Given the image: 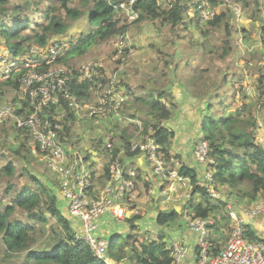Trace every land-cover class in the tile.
Wrapping results in <instances>:
<instances>
[{
	"label": "trees",
	"instance_id": "16d2710c",
	"mask_svg": "<svg viewBox=\"0 0 264 264\" xmlns=\"http://www.w3.org/2000/svg\"><path fill=\"white\" fill-rule=\"evenodd\" d=\"M13 1L0 0V41H3L16 57L33 46L45 47L51 37L62 36L67 32L70 26L68 21H77L84 15L87 16L90 28L86 33L81 34L77 43L57 59L58 63L70 66L72 60L85 55L93 46L126 34L129 28L128 23H122L121 18H118L122 11L117 6L120 0H83L82 6L74 5V0H55L48 3L40 23H32L29 19L30 16L23 13L26 10L25 7L27 8L32 3L31 0H22L20 3ZM238 1L248 2L249 0ZM193 2L194 0H175L174 6L167 9L158 4L156 0H136L133 8L141 13L140 18L160 19L163 24H171L172 30H174L178 25L187 26L189 22L193 21L190 18V21L187 22L185 16L194 5ZM219 3L218 0H211V4L215 6ZM228 14V11H222L206 23L195 20L200 26L205 24L212 28L220 27L224 23L227 34L231 36ZM33 24L34 27H32ZM31 27L32 29L28 31ZM202 30L206 35L207 31ZM244 31L246 30L244 29ZM261 34L263 41L264 24L261 27ZM229 48L230 43L226 42L223 58L230 54ZM173 67L178 69L180 64L177 62ZM44 69L46 67L42 68V70ZM26 72L27 68L22 67L14 71L8 79L0 82V88L8 86V88L19 90V77ZM228 78L229 76L225 75L224 77L220 76V79H214V83L216 80L215 84L217 85L216 91L221 87L220 84L228 85ZM101 79L104 82L106 77H101ZM263 79L264 75H261L259 81L263 90L262 108L260 107L262 111L257 109L247 112L246 106L245 110L242 108L236 113L228 111L227 106L230 105H226L228 96L233 94L234 97L236 90L239 91L238 87L234 89L231 87L228 96L221 95L219 90L218 99L212 103H206L207 99L206 97L201 98V93L193 94L195 98L205 102V108L202 109L199 105L198 111H196L194 125L198 127V135L195 137L194 143L197 139L207 140L210 147L209 154L214 158V163L210 165L200 164L205 167H203L202 173L191 166V160L185 158L190 154H182L172 148L177 134L168 123L173 120L179 109L174 95L167 89H162L160 92H150L147 97H140L135 95L134 89L122 80L116 81L117 89L124 91L131 99L134 97L132 103L140 106V109H136L135 112L130 110V106L124 112L129 114L130 121L139 119L143 122L141 121V125L138 123H124L123 125L117 123L113 134L109 136L112 143L111 148H107L102 138L96 141V149L101 148L105 158L101 175L97 177L95 172H91L93 182L98 181L97 183L102 184L108 181L110 164L116 158L124 166L126 157L143 155L139 150H132V140L138 136L149 135L158 144V155L163 158L167 168L175 169L181 176L190 179L191 198L189 202L186 201L181 213H178L173 205L158 211L155 217V222L158 224L156 230L159 233L157 238L139 234L140 223L144 220L143 213L139 212L129 216L125 222L127 235L122 240H119L117 236L108 240L107 254L111 259L120 261L127 258L130 262L137 264H174L171 247L173 239L170 229L187 214H194L201 218H213L215 223L211 227L210 254L217 255L224 249L231 230L228 204L231 203L234 207L245 209L264 199V140L261 141L258 138L261 133L264 134ZM71 83L72 91L77 94L79 99L84 101L91 97L90 93H92L93 87L89 80L80 82L78 74L74 72ZM120 83L122 85H119ZM0 95H3V92ZM164 101H167L169 105H166ZM21 103L25 109L16 112L19 115H24L30 111L28 101L21 100ZM126 104L127 102L122 105L121 113L123 108H126ZM217 106H220V109L222 107L221 112H219L220 109L214 110ZM141 112L143 115L139 116ZM77 113H79L77 110L64 103L63 107L48 108L45 115L53 122L61 123L63 126V130L60 131L61 136L71 139L76 132L73 125L77 121ZM258 123L261 124V127ZM107 132L108 136L111 131ZM194 147L195 144H193V149ZM13 152L23 157L19 149H15ZM84 152L87 162L90 160L91 154L87 150ZM192 155L196 162L193 151ZM175 156L177 161L172 160ZM23 158L26 160L25 156ZM206 170L213 171L215 191L219 197H214L202 184ZM24 172H28L34 182L33 185L27 184L17 188V192L12 197L10 196L9 201L6 197L0 198V237L6 256H22L21 264H106L94 257L88 243L78 238L77 225L64 211L65 207L63 208L62 198L56 186L28 169H25ZM16 174L17 165L11 160L0 168V175L4 177L13 178ZM153 175L157 176L154 173ZM135 178L137 180L135 188L138 189V180H141V176L137 171ZM164 180L165 184L161 189L170 183L169 180ZM151 185V182L145 183L146 192ZM12 188L13 185L11 191ZM146 192L144 194L148 195ZM144 194L138 193L136 199L129 197L126 203L132 209L138 208L144 204L143 196H146ZM16 214L23 215V218L21 216L18 218ZM49 223L50 227L47 226ZM46 226L49 228L48 235L51 240L48 246L44 245L42 248L39 242L43 234L42 229L47 228ZM245 226L246 237L249 240L264 242V234L260 233L254 224L246 222Z\"/></svg>",
	"mask_w": 264,
	"mask_h": 264
},
{
	"label": "rangeland",
	"instance_id": "374dc122",
	"mask_svg": "<svg viewBox=\"0 0 264 264\" xmlns=\"http://www.w3.org/2000/svg\"><path fill=\"white\" fill-rule=\"evenodd\" d=\"M20 1L22 0H14L13 2L20 3ZM31 1L32 3L27 8L25 7L26 10L23 13L30 16L29 19L32 23H40L48 3L55 0ZM218 2H220L218 13L222 11L229 12L228 16L230 18L228 21L231 26L229 29L231 36L227 34L224 23L216 28L205 24H201L203 26L197 24L196 17L193 16L194 7L185 14L187 22L190 21V18L193 21L189 22L187 26L184 24L178 25L174 30H172L171 24H163L160 19H142L139 17L129 21L127 20L128 14L123 15L121 13L122 16L118 18H121L122 23H128L129 25L126 34L127 40L121 55H117V50H115L116 37L93 46L85 55L72 60L70 66L55 62L49 64L48 68L73 67L72 69H74L76 66L82 67L91 62H99L103 64L102 75L104 78L116 76L118 81L122 80L126 85L132 87L135 95L140 97H147L150 92H160L162 89L168 90L171 84H174L177 88H183L182 91H185L184 98H186L187 91L189 96H194L193 94L197 92V94H202L201 98L206 97V103H212L218 99L219 90L221 95L228 96L227 94H230L232 88L238 87L239 91L236 90L234 97L233 94L228 96L229 99L226 105H230L227 106V110L236 113L239 109L243 108L245 110V106L247 112L249 110H259L262 108L263 94L259 79L261 75H264V40L262 41L261 37V27L264 24V0H249L248 2L218 0ZM74 5L82 6L83 0H74ZM237 8L238 10L235 11L234 9ZM68 22H70V26L64 35L50 38L51 42L62 41L63 44L67 45L64 47L63 52L66 49L69 50L70 45L77 43L81 34L86 33L90 28L86 15L77 21ZM34 26L33 24L32 27ZM202 29L207 31L206 35L203 34ZM226 42L230 43V54L223 58L222 54ZM28 51L20 55L19 59L28 57L30 55ZM17 62L18 58L14 56L3 41H0V82L7 79L4 73L7 66L15 63L18 65ZM177 62L180 64V68L174 69L173 66ZM175 70L177 71L175 72ZM225 75L229 76L228 85L222 86V83L219 90L216 91L217 85L215 84L216 80L214 83V79H220V76L224 77ZM98 90H92V94L94 93L97 98L101 93ZM2 92L3 95H0V168L11 160L17 165V174L13 178L0 175V198L6 197L9 201L10 196L12 197L17 192V188L19 189V187H24L27 184L33 185L34 182L28 172H24L25 169L40 176L43 180L46 179L55 185L57 190H60V178L50 170L40 152L34 153L31 146V136L16 126L19 118L26 117L16 112L25 109L23 103H21L20 91L4 86L0 88V94ZM168 92L172 93V90L169 89ZM133 98L131 100L134 102ZM90 100H92V97L88 99V101ZM164 103L168 102L164 101ZM7 105L12 106L11 111L6 110ZM139 107L138 104L132 103L130 110L135 112ZM219 107L217 106L214 110L220 109ZM221 111L222 107L219 112ZM141 115H143V112L139 113V116ZM90 120L83 113L82 117H79L74 123L73 129L76 131L74 136L71 139L63 138L67 148L72 145L78 148L84 147L83 144L87 141L83 137L91 136L96 130L95 126H97L95 119L92 122ZM15 149H19L26 160L16 155L13 152ZM82 150L84 155V148ZM11 184L13 185L12 191ZM183 191L185 190L182 188L180 193L182 194ZM189 191L186 190L185 194ZM171 196L172 194L170 198ZM190 198L191 196L185 199L189 202ZM173 200H175L174 196L167 202L171 203ZM167 206L169 205L167 204ZM16 216L23 218V215L16 214ZM121 222L125 223L126 221ZM151 224L153 226H147V228L141 226L139 234L157 238L159 236L156 230L158 224L156 222ZM47 226L50 227V223ZM48 227L42 229L43 234L39 242L42 248L44 245L48 246L51 240L50 235H48ZM126 235V231H124L117 238L122 240ZM22 260V256H6L0 237V264H21Z\"/></svg>",
	"mask_w": 264,
	"mask_h": 264
},
{
	"label": "built area",
	"instance_id": "2783aa9c",
	"mask_svg": "<svg viewBox=\"0 0 264 264\" xmlns=\"http://www.w3.org/2000/svg\"><path fill=\"white\" fill-rule=\"evenodd\" d=\"M164 8L170 9L175 0H156ZM136 0L121 1V7L128 20L139 18V11L134 10ZM237 7V5H235ZM235 11L238 10L234 9ZM218 5L211 4V0H195L193 11L194 18L200 23H206L217 16ZM127 40L126 34L118 36L116 40L117 55L123 53V47ZM66 44L61 42H49L45 49L33 46L30 55L21 59V64H10L7 66L5 77L11 76L13 70L27 68V72L19 77V91L21 100L28 101L29 112L26 117L19 118L17 127L26 131L32 138L31 146L34 153H41L50 170L60 178V196L67 204L71 218L79 225L78 238L84 240L91 246L94 257L106 264H137L128 259L115 261L111 259L108 252V240L99 235L100 219L106 215H112L118 221H126L132 214H136L137 208H131L126 203L130 197L136 199L138 196L136 183V171L126 170L119 159L110 164V178L106 183L93 182L91 170L85 158L86 155L79 151H70L63 141L60 131L63 126L59 122H53L45 115L48 108L52 106L63 107L66 103L78 112L84 111L85 116L97 121L107 118L113 114H119L122 105L128 96L117 89V77L103 80V64L91 62L78 67L81 81H90L96 89H100L98 101L92 103L85 110L73 94L71 88L72 68H46L62 53ZM168 105V103H166ZM7 111L12 110L7 105ZM44 114V115H43ZM99 124V123H96ZM141 125V123H138ZM261 127V124L259 125ZM108 135L107 148L112 143ZM259 139L264 140V134ZM132 150H139L146 155L152 165V171L163 180L170 181L167 190L175 191L177 185L186 187L189 178L183 177L175 169L170 170L165 165L163 158L158 155V144L149 135L138 136L132 140ZM209 143L205 139H197L193 149L194 158L197 163L210 165L214 158L209 154ZM202 184L214 196L219 197L215 191L214 176L212 170H206ZM95 185V186H94ZM188 195V194H187ZM189 197V195L187 196ZM170 199V195H167ZM231 216L230 237L224 249L217 255L210 254L211 227L215 221L213 218L196 217L194 214L185 215L187 228L196 234L197 250L180 239L171 242L174 264H182L190 253L198 264H264V242L251 241L246 237V222L252 218H264V199L254 205H250L241 212L239 207L228 204Z\"/></svg>",
	"mask_w": 264,
	"mask_h": 264
},
{
	"label": "crops",
	"instance_id": "0c3cea01",
	"mask_svg": "<svg viewBox=\"0 0 264 264\" xmlns=\"http://www.w3.org/2000/svg\"><path fill=\"white\" fill-rule=\"evenodd\" d=\"M172 90V94L174 95L175 101L179 105V109L177 111V114L174 116L173 120L169 121V126H171L173 129L176 131V138L172 143V148L173 150L176 149L182 154H190V156H186L188 160H191V166L195 167L197 170H199L200 173H202L203 169L205 168L204 166H201L200 164L194 162L193 160V144L194 140L196 139L195 137L198 135L197 130L198 127H196L195 121H196V111H198V108L201 107L202 109L205 108V102H202L199 98H195V96H192L188 94V91L186 92V98L183 97L184 92L182 91L183 88L179 87L177 88L176 85L171 84V87L168 88V90ZM92 100L88 101V99H85V107L86 103L90 105L93 101H97L98 98L96 95L93 93H90ZM97 98V99H96ZM88 101V102H86ZM201 101V102H200ZM205 101V100H204ZM132 100L129 97L127 100L126 108H123L122 113L120 112L119 114H113L110 115L109 117L105 119H101L99 121L95 120L96 123H102V124H97L95 126V131L91 136H84L83 138L85 139V144H83L84 147L78 148L77 146L74 147V145L68 147L70 151L74 150H79L83 153V148L84 150H87L90 152L91 157L88 162V167L91 170V172H95L96 176L99 177L101 175V172H103L104 168V153L101 150V148L98 150L96 149V141L100 138L104 139V141H107V131H114L115 126L117 123H121L122 125L124 123H142L141 120L139 119H134V121H130L129 114L125 113L124 111L131 106ZM200 105V106H199ZM199 106V107H198ZM140 109V107L138 108ZM83 112L77 113V120L79 117L81 118ZM91 122L94 121V119L90 120ZM107 136V137H106ZM88 144V145H87ZM86 155V153L84 152ZM176 156L172 159L174 160ZM177 159V158H176ZM174 161H177V160ZM124 166L125 169L127 170H135L140 173L141 180H138V189L137 193H145L146 192V182H151L152 185L150 189L148 190V195L143 196V205L139 206L137 208V212H141L144 214V220L142 222L141 226H144L147 228V226H151V223L155 222V217L158 214V211L160 209H167L170 208L172 205L175 207L178 213H181V211L184 208V204L186 203L185 199L188 195L189 197L191 196V183H189L188 186L186 187H180L177 185L176 192L172 191L169 192L167 190V187L164 189L162 188V185L165 184V181H163L161 178L153 175L152 172V165L148 161L147 157L145 155H135L133 157H126L124 160ZM204 167V168H203ZM190 190L187 194H185V191L181 194L180 191L181 189ZM174 196L173 201L171 203L167 202L169 199L167 198V195ZM172 196L170 199H172ZM263 200V199H262ZM167 202V203H166ZM166 204V205H165ZM167 204L169 206H167ZM62 205L64 208V211L71 217L69 209L67 207V204L63 202L62 200ZM249 207V206H248ZM247 207V208H248ZM245 208V209H247ZM245 209H240L241 212H243ZM136 212V213H137ZM134 215V214H132ZM179 223H175L173 225V228L170 229V232L172 234V239H180L184 243L189 244L193 249L197 245V239L195 234L187 228L185 225V217L183 216L181 218ZM75 222V221H74ZM247 223H252L255 225V227L259 230L260 233L264 234V218H252L248 219ZM77 225L78 230L79 225L75 222ZM100 229H99V235L105 237L107 240L116 237L120 235V233L126 231V224L116 220L112 215L106 214L104 215L100 221ZM153 226V225H152ZM127 259V258H124ZM182 264H198L197 261L194 259L193 254L190 253L188 257L183 261Z\"/></svg>",
	"mask_w": 264,
	"mask_h": 264
},
{
	"label": "clouds",
	"instance_id": "9594fccd",
	"mask_svg": "<svg viewBox=\"0 0 264 264\" xmlns=\"http://www.w3.org/2000/svg\"><path fill=\"white\" fill-rule=\"evenodd\" d=\"M110 1H111V0H110ZM121 1H126V0H120V2H121ZM127 1H129V0H127ZM120 2H119V3H120ZM119 3L117 4L118 7H119ZM193 3H194V5L192 6V8L195 6V0H194ZM120 8H121V7H120ZM192 8H191V9H192ZM191 9H190V10H191ZM121 10H122L121 13L124 15V14H125L124 10H123L122 8H121ZM122 14H121V15L119 14V16H122ZM119 16H118V17H119ZM139 17H141V13H140V12H139ZM127 20H128V18H127ZM126 34H127V33H126ZM117 39H118V37H117ZM50 40H51V39H49L48 44H49V42H51ZM58 42H61V43H62V41H58ZM48 44H47L45 47H39V48H41V49H45V48L48 46ZM66 46H67V45H66ZM70 46H72V45H70ZM115 50H116V49H115ZM67 51H68V50L66 49V51L63 52L59 57L63 56ZM28 52H29V51H28ZM19 57H20V56L16 57V58H18V62H17V63H18V64H21V63H22V60L19 59ZM59 57H58V58H59ZM58 58H57V59H58ZM57 59H56L55 61H53L51 64L57 62ZM49 66H50L49 64H48V65H45L46 68H48ZM45 67H43V68H45ZM76 67H77V68H76ZM76 67L73 69L74 72H76V73L78 74L79 81H80V82H84V81H81V80H80V75H79V72H78V70H77V69H78V66H76ZM70 68H73V67H70ZM16 70H18V69L15 68V69L13 70V72L16 71ZM13 72H12V73H13ZM74 72H73V74H74ZM11 75H12V74H11ZM9 77H10V76H9ZM9 77H5V78L8 79ZM106 80H109V78H107ZM71 82H73V75H72V81H71ZM71 85H72V83H71ZM92 87H93V85H92ZM93 89H96V88L93 87ZM97 90H98V89H97ZM98 91H100V90H98ZM72 92H73V91H72ZM123 92H124V91H123ZM73 94L77 97V99L79 100V102H81L83 108H84L85 110H87L89 105L86 103V107H85V103H84L85 101L79 99L78 96H77V94H75L74 92H73ZM124 94H125V92H124ZM125 95H127V94H125ZM127 96H128V95H127ZM128 99H129V96H128L127 100H128ZM127 100H126L125 102H127ZM97 101H98V100H97ZM97 101H96V102H97ZM94 103H95V102H94ZM91 104H92V103H91ZM66 105H67V104H66ZM71 108H72V107H71ZM72 109H73V108H72ZM74 110H75V109H74ZM81 112L84 113V111H81ZM79 113H80V112H79ZM90 119H93V118H90ZM194 144H195V143H194ZM87 163H88V162H87ZM157 177H159V176H157ZM159 178H161V177H159ZM161 179H162V178H161ZM162 180H163V179H162ZM163 181H165V180H163ZM189 183H190V179H189ZM168 185H169V184H168ZM168 185H167V188H168ZM58 191H60V190L58 189ZM59 193H60V192H59Z\"/></svg>",
	"mask_w": 264,
	"mask_h": 264
}]
</instances>
